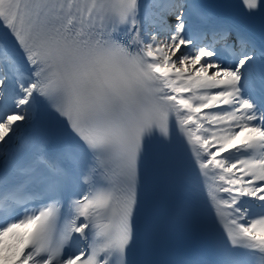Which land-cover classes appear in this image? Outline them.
<instances>
[{
    "label": "snow or ice",
    "instance_id": "6c2138e0",
    "mask_svg": "<svg viewBox=\"0 0 264 264\" xmlns=\"http://www.w3.org/2000/svg\"><path fill=\"white\" fill-rule=\"evenodd\" d=\"M0 264H264V0H0Z\"/></svg>",
    "mask_w": 264,
    "mask_h": 264
}]
</instances>
